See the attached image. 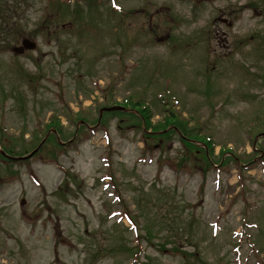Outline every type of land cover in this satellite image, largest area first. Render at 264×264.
I'll list each match as a JSON object with an SVG mask.
<instances>
[{"label": "rangeland", "instance_id": "rangeland-1", "mask_svg": "<svg viewBox=\"0 0 264 264\" xmlns=\"http://www.w3.org/2000/svg\"><path fill=\"white\" fill-rule=\"evenodd\" d=\"M57 1L0 0V147L76 134L0 157V264H264V0Z\"/></svg>", "mask_w": 264, "mask_h": 264}, {"label": "water", "instance_id": "water-1", "mask_svg": "<svg viewBox=\"0 0 264 264\" xmlns=\"http://www.w3.org/2000/svg\"><path fill=\"white\" fill-rule=\"evenodd\" d=\"M21 43H22L21 45L13 47V50L15 52L20 53L24 50V48L32 49L35 47V42L28 39V38H23ZM34 151L35 150L31 151V153L29 155H31Z\"/></svg>", "mask_w": 264, "mask_h": 264}, {"label": "trees", "instance_id": "trees-1", "mask_svg": "<svg viewBox=\"0 0 264 264\" xmlns=\"http://www.w3.org/2000/svg\"><path fill=\"white\" fill-rule=\"evenodd\" d=\"M89 2H91V1H89ZM58 5H59V6H62V7H65V8L68 7L67 4H65L64 2H61V1L58 2ZM88 5H89V6H92V4H90V3H88Z\"/></svg>", "mask_w": 264, "mask_h": 264}]
</instances>
